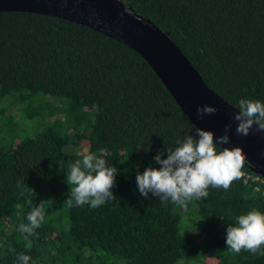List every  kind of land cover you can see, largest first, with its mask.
Segmentation results:
<instances>
[{
  "label": "trees",
  "instance_id": "16d2710c",
  "mask_svg": "<svg viewBox=\"0 0 264 264\" xmlns=\"http://www.w3.org/2000/svg\"><path fill=\"white\" fill-rule=\"evenodd\" d=\"M122 1L167 32L228 103L238 110L240 99L264 103V0ZM40 93L55 97L46 102ZM1 99L39 108L15 120L0 107V130H12L11 143L0 144V264H17L21 253L29 264H264V255L226 249L237 217L264 214L263 187L242 179L228 190L210 186L187 211L140 194L136 175L160 167L158 152L166 159L178 139L198 137L131 48L60 17L0 11ZM32 119L28 134L22 122ZM85 154L116 169V199L69 208L68 164ZM42 202L45 220L25 239L18 226Z\"/></svg>",
  "mask_w": 264,
  "mask_h": 264
},
{
  "label": "clouds",
  "instance_id": "9594fccd",
  "mask_svg": "<svg viewBox=\"0 0 264 264\" xmlns=\"http://www.w3.org/2000/svg\"><path fill=\"white\" fill-rule=\"evenodd\" d=\"M239 110L232 117L238 122L237 135L248 136L252 126L264 131V103L251 99H240ZM217 109L210 105L198 106V119L212 115ZM232 124H226L224 135L214 138L209 130L195 128L198 139L187 135L177 140L174 148L167 149V158L158 152L154 157L159 168L148 167L143 173H137L136 182L139 192L147 197L149 193L160 198L162 203L171 201L184 211L188 203L194 199L206 198L208 188L228 190L235 180L244 177L246 156L240 147L221 148L220 145L230 143L229 131ZM219 149V150H218ZM62 169V164H61ZM116 169L107 167L106 160L94 154H85L82 159L68 164L67 183L70 197L64 202L69 208L89 204L92 209L98 208L108 200H115L111 189L115 186ZM17 187H20L18 182ZM21 191V195H23ZM33 195V193H32ZM45 220L43 202L27 214V224L21 223L18 231L27 237L34 235ZM227 250L239 254L246 250L252 254L264 255V214L252 210L236 218L234 225L226 229ZM31 247V241H28ZM30 256L18 254L17 264H29Z\"/></svg>",
  "mask_w": 264,
  "mask_h": 264
},
{
  "label": "water",
  "instance_id": "95a60500",
  "mask_svg": "<svg viewBox=\"0 0 264 264\" xmlns=\"http://www.w3.org/2000/svg\"><path fill=\"white\" fill-rule=\"evenodd\" d=\"M0 11H20L60 17L96 30L141 55L153 69L175 102L197 127L224 135L231 123L230 143L221 148L240 147L246 156L245 167L264 177V131L254 124L248 136L237 135L232 117L238 109L215 93L203 81L168 33L151 20L138 15L122 0H0ZM217 109L198 119V106Z\"/></svg>",
  "mask_w": 264,
  "mask_h": 264
},
{
  "label": "rangeland",
  "instance_id": "374dc122",
  "mask_svg": "<svg viewBox=\"0 0 264 264\" xmlns=\"http://www.w3.org/2000/svg\"><path fill=\"white\" fill-rule=\"evenodd\" d=\"M16 92L18 95L25 93V91L23 89H21V91H13L12 93H10V96H13V93ZM41 95L37 96V97H43V100H46V102L51 101V97L53 96H47V95H43L42 93H40ZM55 97V96H54ZM53 97V98H54ZM59 99H63L62 97ZM53 102V101H52ZM55 105V104H54ZM6 107V114H12L15 120H18L21 116L24 117L26 110L28 111H32V110H37L39 107L38 105L34 104V103H30V99L25 100V103H21V104H17L15 101H10L9 99H1L0 101V107ZM61 116L60 113H55L52 117H56L59 118ZM21 124V123H20ZM22 124H25L23 127L24 131H27L26 133H30L33 130H35V123L34 120L32 119L31 121H26V123L23 121ZM12 130H6V129H1L0 130V144L7 146V142L12 141V136H9ZM26 134H22V136H24ZM194 230H198V229H194ZM197 231H194V233H196Z\"/></svg>",
  "mask_w": 264,
  "mask_h": 264
},
{
  "label": "built area",
  "instance_id": "2783aa9c",
  "mask_svg": "<svg viewBox=\"0 0 264 264\" xmlns=\"http://www.w3.org/2000/svg\"><path fill=\"white\" fill-rule=\"evenodd\" d=\"M244 172V177L242 178V181L244 184H253L255 189H259V187L264 188V177L257 174V173H252V172Z\"/></svg>",
  "mask_w": 264,
  "mask_h": 264
}]
</instances>
